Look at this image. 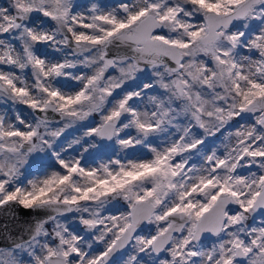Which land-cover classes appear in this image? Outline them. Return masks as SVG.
<instances>
[{"label":"snow or ice","instance_id":"6c2138e0","mask_svg":"<svg viewBox=\"0 0 264 264\" xmlns=\"http://www.w3.org/2000/svg\"><path fill=\"white\" fill-rule=\"evenodd\" d=\"M78 8L75 0L0 6V100L33 110L30 121L0 113V208L47 213L28 240L0 252V264H119L113 257L129 248L123 264H146L144 256L151 264H264V219L248 224L264 212V0ZM34 16L46 20L34 26ZM41 44L64 53L63 60L42 58ZM145 73L140 87H125ZM61 78L78 87L65 90ZM145 98L150 111L139 106ZM49 113L64 127L51 128ZM93 113L101 121L85 137L125 151L143 146L151 158L89 167L82 155L67 156L59 142L64 129ZM245 116L252 122L231 129ZM226 130L224 152L208 148V137ZM33 167L37 174L28 179ZM253 167L259 174L238 171ZM119 199L130 211L105 215ZM69 213L79 214L82 233L69 229ZM144 223L155 233L139 234ZM205 233L215 237L210 246L202 243Z\"/></svg>","mask_w":264,"mask_h":264},{"label":"rangeland","instance_id":"374dc122","mask_svg":"<svg viewBox=\"0 0 264 264\" xmlns=\"http://www.w3.org/2000/svg\"><path fill=\"white\" fill-rule=\"evenodd\" d=\"M8 0H0V6L6 5ZM75 2L79 5V8L77 9L81 13H87L90 5L92 3H98L105 7V9H113L116 8L120 3L121 0H75ZM46 18H42L40 16H34L33 20L30 22L34 26L43 24ZM48 28H51L52 25L48 24ZM255 27V25H254ZM19 47V45H17ZM38 54L42 58H46L50 61H62L64 58V53L55 51L52 47H49L46 44L37 45ZM247 53H242V55H246ZM8 70V69H5ZM13 71H16L17 75H20L19 70L12 69ZM24 75L27 77L28 83L32 84L33 79L31 75V70L27 69L25 70ZM106 75H115L114 72L109 70V72ZM149 80V76L147 73L139 75L138 78L135 81H129L128 84L125 85L127 88H138L140 87L144 82H147ZM62 86L65 90L72 89L75 90L78 85L72 80H66L61 78ZM120 91V90H117ZM148 95L158 94L153 89L147 90ZM141 109H147L152 110L153 106L148 102L147 98L143 100V102H138ZM179 103V102H177ZM19 112L21 118H24L26 120H32L33 118V110L30 109L26 105H13L10 102H4L3 100H0V113H6L7 117L9 119L15 118V113ZM38 115V114H36ZM101 117L97 113H93L91 116H89L86 120L83 121H77L71 126L64 129L63 134L59 138V142L64 144V146L67 148V152L65 153L67 156L72 158H81V155L83 156V159L86 157H98L94 159L93 164L86 165L82 163V165L89 166V167H97L102 163L108 162L109 159L115 160V159H149L151 158V154L149 152V149L143 147V146H137L135 149H128V150H122L119 146V144L114 143L113 141H110L108 144L103 143L99 138H88L84 136L85 131L87 130V127H96L100 124ZM251 117L244 118L243 121H240L239 118L236 120H233L231 122V129H234L238 123H251ZM64 121L61 119L57 121H52V123L49 125L51 128H63L64 127ZM230 129V130H231ZM69 135V138L66 139V136ZM227 135V132H224L223 134L217 133L216 136L208 137L206 144L208 148H212L214 150H218V154H222L224 152L225 143L227 141L225 140V137ZM91 139L95 144L98 145V147L95 148H89L88 144L85 143V140ZM79 140L80 143L77 144L75 141ZM83 144V147L81 145ZM68 145H72V147L68 148ZM84 148H88V151H84ZM194 160H197V165L201 164L203 161L199 157H194ZM49 163H52L49 161ZM51 170H57L56 166L53 165ZM238 171L244 175H247L250 171H255L257 174H259V169L256 167H253L251 169L249 168H243L238 169ZM37 174V170L33 168H29L27 173L25 174L28 179L33 178ZM235 207H232L233 210H235ZM128 211H130V205L127 201L123 199L119 200H113L111 201L105 210V215H120L125 214ZM78 215L75 213H69L66 217L63 219L67 222V225L70 230L74 231L77 234H80L84 231L83 227L79 224L78 221ZM264 219V212L258 213L255 220L250 219L248 221L249 225H252L254 223L259 224V222ZM46 227L50 228V225H47ZM156 230V226L154 224H148L144 230L138 231L139 234L148 236L151 234H154ZM213 242H215V237L211 236L208 240L202 241V243L206 246H210ZM93 247L99 251L103 245H93ZM14 247L10 248H3L0 250V252H7L14 250ZM19 256L27 262L29 260V257L22 252H19V250H16ZM132 250L126 249V251L122 254L120 259L118 260L119 264H123V261L126 260L127 255L131 254ZM143 255V254H142ZM144 260L146 261V264H151V257L144 256Z\"/></svg>","mask_w":264,"mask_h":264},{"label":"water","instance_id":"95a60500","mask_svg":"<svg viewBox=\"0 0 264 264\" xmlns=\"http://www.w3.org/2000/svg\"><path fill=\"white\" fill-rule=\"evenodd\" d=\"M111 55H113L112 52L109 53V56ZM48 115L52 118V121L60 119L57 114L49 113ZM247 117L245 116V118ZM102 142L108 144L110 141ZM234 206L230 205L229 207L232 208ZM46 215L47 213L44 211L25 209L19 205L0 208V250L14 247L16 243L28 240L34 230L35 224ZM4 225H7V228L3 227ZM147 225V223L142 224L138 231L144 230ZM211 236V234L205 233L202 241L208 240ZM123 253H116L113 259L118 261Z\"/></svg>","mask_w":264,"mask_h":264},{"label":"bare ground","instance_id":"6f19581e","mask_svg":"<svg viewBox=\"0 0 264 264\" xmlns=\"http://www.w3.org/2000/svg\"><path fill=\"white\" fill-rule=\"evenodd\" d=\"M60 84H62V81H60ZM228 130H230V129H228ZM225 132H227V130L225 131ZM69 138V135L68 136H66V139H68ZM96 158H98V157H86L85 159H83V161H82V163H84V164H86V165H89V164H93L94 163V159H96ZM195 162H197V160H195Z\"/></svg>","mask_w":264,"mask_h":264}]
</instances>
